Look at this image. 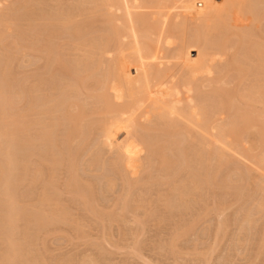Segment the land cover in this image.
I'll return each mask as SVG.
<instances>
[{
    "label": "bare ground",
    "instance_id": "1",
    "mask_svg": "<svg viewBox=\"0 0 264 264\" xmlns=\"http://www.w3.org/2000/svg\"><path fill=\"white\" fill-rule=\"evenodd\" d=\"M4 1H6V3L8 4L7 0H0V156L1 155H2L1 157L4 156V158L0 157V160L2 159L1 161H3V159L6 158L7 160L8 159L10 160L11 158L10 156H13L11 149H9V146L11 144H12L11 147L13 149L14 146L13 143L15 142L17 143L18 141V143L20 144L19 141H21V139H26L27 141L30 140L28 139L26 134L29 131V128L33 126V123H31L30 120L28 119L29 116L31 115L32 116L35 115L38 118L40 117V119L35 121L36 123L34 125V127L37 128L38 130L37 132L39 133L37 135L38 138L36 139L39 142L42 143L44 142V144H50L51 146L56 141L55 140L56 137L53 134H55L54 132H56L55 130L57 126L59 127L64 124H66L67 127L66 135H65L66 145L69 144L70 146H72L73 143H75L77 140L78 142H80L79 140H81V142L84 143L85 142L84 136L85 135L88 136L87 133H90L92 128L96 126V121L98 119L95 121L96 119V118L94 119L95 116L100 117L99 124L98 122L97 124L100 125L101 127L103 126L102 128H105L106 130L108 127V132H110L109 128H112V126L109 127L110 126L109 123L111 122L114 123V125L118 124L117 127L121 129L128 128L131 129V131L135 130L137 131V133L139 132L142 134V135L139 134L140 136H142L141 138L140 136H138V138L141 139V143H142V148L140 149H143L146 152L147 150L149 151L150 153L149 158H151L150 160H152V157L156 156L158 158L157 160H159L158 162L160 167L166 169H169V167L171 168V166H173L172 165L173 161L171 160L173 159L175 160V158L173 157L169 158L168 154H166V152L168 151L167 149L173 148V149H177L178 152H180L181 148H183L182 144H185L186 146V144L191 143L193 145L195 142L196 146L200 148L201 152H204L206 154V151H208L206 155H208L207 159L209 160V163L211 162L213 163V161L210 162V159L215 160L214 162H217L216 166H221L222 164L224 165V162H227L226 159L228 161L231 160V158L228 159V157L230 156L227 155L228 154L227 151H236L237 149H239L240 146L245 147V145L243 144H247L246 145L247 148L245 147V150L244 149L242 150L239 149V150L240 151L244 150L243 151L244 153L242 152L240 153L246 155L249 154V152L252 151L253 149L255 150L261 149L264 146V121L261 122L258 120V117L260 118L261 116V115L259 116L258 112L261 111L256 110L254 106V104L260 106L259 105L260 103H263L262 105H264V30L262 28L264 24V0H222L221 3H219L216 0H91V1L84 0L78 3L76 2L77 4L75 3L76 1L75 0L74 1L75 5L73 4L72 7L71 5L69 6L68 4L66 5L68 0L67 2L65 0H51V2L54 3L52 5H55L53 9L54 12L52 11L51 12L52 14L48 16H46V14L45 15L38 14L39 15V17H37L38 20L37 18H34L33 20V21H35V19L37 20L39 28L44 27L42 28V31L40 29V32H42V34L41 33H39V35L37 34L38 35L37 37L39 39H40L39 36H41V38L43 37L42 38L43 41L41 42V39L39 40L37 38L36 40L32 39L34 40V42L30 40L29 43L31 44L32 42L33 46H35L36 48L38 47L39 48V49L37 48L38 52L47 51L46 54L49 55L48 57L49 62L48 61L47 62L50 63L48 64L49 68L48 67L47 68L49 69L50 75L53 76L52 79H54L55 74L56 75L60 74V76L63 77L69 76L71 80H68L67 84H65L63 87L61 86L62 88H60L61 90L60 93L59 92L56 93L57 95L59 94L58 96L52 97L50 99H48L49 97H45L46 95L43 96V92L44 91L46 92V90L44 91L42 90L44 86L42 88L40 87L41 82L37 83L35 85V88H33V90H31L32 87H27L29 88L28 89L29 91L31 90V93L33 92L32 97L35 96L36 99L30 97L29 100H31V98L34 99L33 105H31L30 107V105L28 104L29 107L27 109L25 108L24 111H19L17 113H16L17 111L16 108H15L16 110L13 111L14 113L12 112V110L14 109V101H16L14 100V98L16 99V97H18L17 99L19 98L22 99V97L20 96H23L21 92L22 91L24 92V89L22 88L23 90H21L19 89V87H17V89L15 88V86H20L21 83L19 84V81L17 82L16 80L15 82L13 81L14 80L13 79L14 76H12L13 70L11 72L10 64L12 63V60L14 61V59H12V57L14 58V54L16 53L18 54V52L21 51L20 43L23 42V41L20 42V36H19V34L20 35L22 34L20 32L18 33V31H20L19 21H21V19L19 20V10H20L19 2L21 4L22 0L13 3L12 4L13 6L10 5L7 7L6 5V9L4 7L5 10L1 9V5ZM30 2L32 4V0H30L28 3L30 4ZM198 4H202L203 7L198 6ZM21 5L28 7V5L25 4H21ZM3 6L4 5H2V7ZM68 7H71V9ZM35 10H38V8H36ZM31 15L33 14L31 13ZM240 18H242L244 21H248L249 23L248 26L250 28L252 27L258 33H260L259 34L260 35L259 37L261 38L260 40L248 35L247 38L246 35L243 36L242 33L240 35L239 33L236 32L238 31L239 28H241L238 25L239 21H241L239 20ZM182 25L185 26L193 25L194 27H199V28H197V33L194 32L196 33L194 36H191L188 39L183 38L181 40L182 48L177 49L172 56H168L163 48L168 47V45L171 46V44L169 43L171 42L170 39H172L171 38L172 34L174 33L175 30L177 31L178 27H181ZM31 26L29 27L32 28ZM204 27L205 28L209 27L211 29L212 32L211 31L207 32L210 33L212 37L214 36L211 41H209V38L211 36L207 37L208 39H206V37L203 36L201 31L203 29L201 28ZM36 28L37 27H35V31ZM203 32L205 31L203 30ZM12 33L14 35L12 36L14 37V39L10 37L11 39H13V41L11 42L9 36L12 35ZM8 41H10V44L8 43ZM53 44L55 45V47ZM26 45H28V42ZM241 45H244L242 46V48L243 47L245 48L239 50L238 48H241L240 47ZM29 46L33 52L34 47L32 45ZM29 46H27L28 49ZM23 48L26 47L24 46ZM11 49H13L14 52L11 51ZM239 51H242L243 53L241 54L242 57L237 56V54L240 55V53H238ZM191 52L198 53V56L193 57L191 55ZM17 54H16V60H17ZM217 56L219 57V59H217ZM221 59L222 61H224L225 64L221 61ZM217 61H219L220 63L222 62L224 65L218 66L219 64ZM171 63H175V64L171 65ZM233 74L234 76L232 78L234 80L236 79L235 81L238 80L239 84L241 85L245 79L251 77L248 76L249 74L252 75L251 78H253V82L251 86L248 85L249 88L245 89L243 93L241 90L237 92L235 90L230 91L229 86H232L229 85L232 80V78H230L231 77L230 75ZM248 82H250V79ZM14 83H18L19 85L18 84L14 85ZM34 84L32 83L33 86ZM239 84L237 83V85ZM226 86L229 89H227ZM242 86H244V84ZM55 87L53 88V90H51L52 92L55 91L56 88H58ZM26 92L27 89L25 88V94L28 95V93ZM207 93H211V94L213 93L214 95L210 99ZM84 99L87 100L90 99L89 101L91 100L94 101V107L91 106V108H88L85 102L86 100L84 101ZM246 99L248 102H245ZM19 101L17 102L20 104ZM17 102H15V104ZM256 102H258L259 104ZM18 106L19 105H17V107ZM55 114H59V116H55ZM42 115L48 116V122H46L45 120L44 121L41 120ZM124 116H127L128 118L125 120L123 118ZM96 131L97 130H95V132ZM115 133H117V131ZM190 139L191 141H189ZM118 140L119 139H117V141ZM2 142L5 144H3ZM78 142L76 144H78ZM112 144H114V142ZM18 148L16 149L17 151ZM120 148L122 147L120 146ZM257 151L254 152L256 153ZM168 152H170V150ZM181 152H182L181 154H183L186 151L183 150ZM49 154L51 153H48V155ZM256 155L254 156L253 159L256 161L257 164L255 163L254 164L257 166L261 165L264 169V160L262 158H258ZM53 156H51V159ZM181 157L182 155L179 156L180 159ZM198 157L196 158L197 160ZM202 157L203 159L206 158V156L204 158L203 155ZM262 157H264V155ZM184 160L186 159L184 158ZM53 161L54 162H52L51 160L49 162L48 160L50 164L52 163L51 167L52 166L57 167V164L54 166L56 160ZM116 161L117 162L115 164L117 165L123 163L121 157L118 158V160ZM11 162L9 161L8 164H10ZM18 162L19 161H17V163ZM57 163L59 164V162ZM231 163L227 165H231ZM0 165H2L3 166L2 168H4V165L1 164V162ZM14 165L15 164L12 163V166L15 169ZM18 165H21V162ZM9 167H7L8 172L10 171ZM16 167H18L17 164ZM214 167L212 168L214 169ZM212 168H210V171ZM51 170L54 178L55 175L53 174L54 169ZM15 171H17V169ZM5 172H7V170ZM17 172L16 174H18ZM2 173L6 174L4 172ZM14 173H12V175ZM3 174L1 175V177H3ZM16 174H14L15 177L13 178H16ZM131 175L133 174L131 173ZM208 175L206 178H208ZM53 178H51V180ZM193 178H191V181L193 180ZM2 179L4 180V182H2L3 184L0 182V184L3 186L2 187L3 190L0 193L1 195L0 205L4 206L7 211L3 209L5 211L4 213L0 210L2 214L5 215V216H1L2 214L0 212V217H1L0 219L2 223L1 225L2 226L5 225L3 226L5 228L7 226L6 225L7 223L13 228L14 223L18 224L17 222L23 219L22 218L24 217L22 215L23 213L26 216L25 212L27 213L29 207H27L28 208L27 210L24 206L23 208H21L20 206L17 207L16 205L17 201H15L16 197L14 198V195L12 193L15 191H11L12 190L11 188H13L11 186H13V183L15 182L14 179H13L14 182L11 181L12 179L11 180L8 179V177L6 178L4 177ZM21 179L19 181H21ZM22 180H24V178ZM205 180H207L208 183L209 179H205ZM69 181H70L69 183L70 186L74 184V183L71 184L72 182H76L74 186L75 188L78 189L76 185H78L77 183L79 181H77V177L75 176V170L70 174ZM19 184L18 186L20 187L21 184L20 185ZM184 184L187 185L188 183H184ZM190 184H191L190 185L191 188L190 190L188 189L189 193L191 192L192 189V182ZM196 185L198 188V186H200L201 184L194 182L193 184L194 189L196 188ZM18 186L16 185V187H14L13 190L18 189L17 188ZM87 186L88 187H84V188H86L85 191L88 188L87 191L89 192L91 185L89 186L87 184ZM190 186H188V188ZM44 188L46 189V186ZM182 188L179 191V194H181V196L183 195L181 191H183V193L187 192V187L186 188L184 187L186 191L183 190L184 188L183 189ZM199 189L200 187L198 188V190ZM44 192L45 194H43V196L45 195L46 198L45 197L40 198L43 199L42 205L39 203L38 209L36 207L37 205L35 206L37 212L34 214H37L35 215L37 218H35V216L34 218L37 220L41 219L38 216L39 214L43 219L44 217H46L45 212L47 211H45L44 207L47 205L44 206L43 204H48L49 201H51V199L49 198L50 196H48V194L46 195V192L48 193V191L45 190ZM82 192H84V190H82ZM189 193L187 192L186 194ZM194 193L196 192L193 191V193H190V195ZM53 194H58V193H53ZM84 194L81 193L80 196L82 195L81 197L82 198L84 197L87 201V198L89 197L88 195L85 196ZM91 194H93V192ZM49 195H52V193ZM185 197H187V195ZM181 200H183V197ZM96 206H98V204ZM19 208L21 209L19 210ZM22 209H25L26 211H23ZM251 209L253 210V208ZM31 212L32 211L30 210V213ZM34 214L33 213L31 214L32 217ZM31 215L29 214L30 218L27 217V219L32 220L33 218L31 219ZM48 216L49 215H47L46 218H48ZM17 219L19 220L17 221ZM35 219L33 220L35 221ZM43 219H41V222L43 221ZM56 219L57 218H55V220ZM47 220L45 219L44 221L46 222ZM36 221L35 224H38ZM41 222L39 223V225L44 224V222L42 223ZM15 229L16 228H14V230ZM1 235H5V234H1ZM3 241H5V239H3ZM15 241L18 240L15 239ZM9 242L12 241L10 240ZM13 244L10 243V247L12 248L10 251L12 255L8 253L10 254L8 255L9 257L11 256L14 257L17 253V251L14 252V250H16L18 246L16 245L17 247L13 249L14 248ZM5 246L7 245L5 244ZM21 246L19 248H21ZM10 247L8 246V248ZM0 256H2V254ZM20 256L21 255H19V257ZM11 258H9L10 261H12ZM3 259L1 261H3Z\"/></svg>",
    "mask_w": 264,
    "mask_h": 264
},
{
    "label": "rangeland",
    "instance_id": "2",
    "mask_svg": "<svg viewBox=\"0 0 264 264\" xmlns=\"http://www.w3.org/2000/svg\"><path fill=\"white\" fill-rule=\"evenodd\" d=\"M7 1H8V4L6 3V1L2 3V5L4 6L2 7L1 5V9H4V7L6 9V5L8 7L12 5L13 3L18 2L19 0H7ZM26 1L22 0L21 4L28 5V7L21 5L19 2V9H20L19 10V20L21 19V21H19L20 31H18V33L20 32L22 34V35L19 34L20 42L23 41L20 43V45L22 46V47L20 46L21 51H19L18 54L15 51V53L17 54V60H16V54H14V58L12 57L14 61L12 60V63L10 64L11 72L13 70L12 72V76H14L13 81L15 82L16 80L17 82L19 81V84L21 83L20 86H15V88L17 89V87H19V89L21 90L24 89V92L23 91L21 92L20 90V92L23 95L20 97L24 99L23 100L21 98L17 99L18 97H16V99L14 98V100L16 101L13 100L14 109L12 110V112L17 109L16 113L19 111H24L25 108L27 109L29 107V105L30 107L31 105H33L34 99L32 98H35V96L32 97L33 92L31 93V90L35 88V85L37 83L41 82L40 87L42 88L44 86L42 90L43 91L46 90V92L45 91L43 92V96L46 95L45 97H49L48 99H50L52 97L58 96L59 94L57 95L56 93L58 92L60 93L61 91L60 88H62L65 84H67L68 80H71L69 76L63 77V76H60V74L59 75L55 74L56 77L54 75V79H52L53 76L50 75V72L48 69L49 68L48 64L50 63H48L49 55L46 54L47 51L38 52L37 50L38 47L36 48L35 46H33L32 42L31 44L29 43L30 40L34 42V40L32 39L36 40L38 38L37 36L39 35V33L42 34V32H40V29L42 31V28H44V27L39 28V25L37 23V20H38L37 17H39V15L41 14L42 15L46 14V16L52 14L51 12L52 11L54 12L53 9L55 6L52 4L54 3H52L51 0H47V1L32 0V4H33L32 5L31 2L30 4L28 3L30 0H26ZM65 1L67 2V0ZM74 1L75 0H68L66 5L68 4V6L71 5L72 7V5L74 4ZM80 1H84V0H76L75 3L76 2L78 3ZM85 1H91V0H85ZM216 1L221 3L222 0H216ZM198 6L203 7L202 4H198ZM71 7H68V8L71 9ZM36 8H38V10H35ZM31 13L33 15H31ZM24 18H25V21H24ZM34 18H37V20L35 19V21H33ZM239 20L241 21H239L238 25L241 28H239L238 31H236L237 33H239L240 35L242 33V35L243 36L246 35L247 38L248 36H252L258 40L261 39L259 37L260 33H258L252 27L250 28L248 26L249 25L248 21H244L242 18H240ZM29 24H31L32 26ZM29 26H31L32 28L34 27V28L32 29ZM35 27H37L36 31H35ZM197 28L199 27H194L193 25H188V26L182 25L181 27H178L177 31L175 30L174 33L172 34V37H171L172 39H170L171 42L169 44H171V46L168 45V47L163 48L166 54L168 56H172L176 52L177 49L182 48L181 40L183 38L188 39L191 36H194L197 33ZM262 28L264 30V24ZM201 29L205 31L203 32V30H201L203 36H205L206 39H208L207 37L211 36L209 38V41H211L214 36L212 37L210 33H207V32H210L211 29L209 27H206V28L204 27ZM13 33L12 35L9 36V38L11 37L14 39V37H12L14 36ZM39 37L42 42L43 37L42 38L41 36ZM13 39H11L10 41L12 42ZM178 39L180 42L178 41ZM10 41H8L9 44H10ZM27 42H28V45H26ZM29 45H32L34 47L33 52H32V49H30ZM24 46L27 48V51H26V48H23ZM27 46H29V49ZM242 46L244 45H241L240 46L241 48H238V49L240 50V49L245 48V47L242 48ZM34 49H35V52H34ZM11 51H13V49H11ZM238 53H240V55L236 53L237 56H241V54H243L242 51H239ZM191 55L193 57H197L198 53L191 52ZM217 59H219L218 56H217ZM217 62L219 65L218 64L216 65L218 66L220 65L223 66L225 64L224 61H222L224 64L222 62L220 63L219 61ZM172 64L174 65L175 63H171V65ZM39 73L41 74V76ZM230 76H231L230 78H232L234 74ZM248 76L252 77V75L250 74ZM251 77H248L250 79V82H248L249 81L248 78H247L248 80L247 79L244 80V82L242 83V85L244 84V86L239 84L238 80L237 82L235 81L236 79L234 80L232 78V80L230 79L231 82L229 84L232 86H229L230 89L227 86L226 87L230 91L235 90L237 92L241 90L243 93L245 89H248L249 86H251L253 82V78ZM58 82H61V83H58ZM32 83L33 84L35 83L34 86L32 85ZM237 83L240 86L237 85ZM16 84L18 83H14V85ZM235 84H236V87H235ZM53 86L58 87V88L55 87L56 88L55 91L57 90L56 92L51 91L54 88ZM27 87H32V89L29 91L28 90L29 88ZM231 87H232V90H231ZM25 88L27 89L26 93H28V95L25 94ZM207 94H208V97H210V99L214 95L213 93L212 94L207 93ZM30 97H32L31 98L32 101L29 100ZM89 100L84 99L88 108H91V106L94 107V101L92 100L89 101ZM17 101H19L21 105ZM15 102H17L16 104L19 105L18 107L15 104ZM245 102H248L247 99ZM262 104L263 103H260L259 104L260 106H258L257 104H254L256 110L261 111V112H258L259 116L261 115L260 116L261 119L257 116L258 120L261 122L264 121L263 119L264 118V113H263L264 105ZM21 108L22 109L24 108V109L22 110ZM55 116H59V114H55ZM123 118L126 120L128 117L124 116ZM28 119L30 120L31 123H33V126L29 128V131L26 134L28 139L30 140L27 141L26 139H21V141H19L20 144L18 143V141L17 143L15 142L16 145L15 143H13L14 145L13 149L11 147L12 144L9 146V149H11V152L13 154V156H10L11 157L10 160L8 159L10 162L12 161L10 164H8L9 161L7 160V158L3 159V161H1L2 159L0 160L1 164L4 165V168L7 165H8L7 167H9L10 165L9 172H8L7 167L5 168V171L7 170V172H5L4 168H2L3 166L0 165V180L4 177L5 178L8 177V179L10 180L12 179L11 181H13V179L15 182L18 181L16 183L14 181H13L14 183L12 182L13 186L11 187L13 188L16 187V185L18 186L20 182L21 185L19 184L20 187L18 186L17 187L18 189L15 188L16 190H13V188H11L12 189L11 191H15V192H12L14 195V198L16 197L15 198L16 200L15 199L14 200L17 201V204H16L17 207L20 206L21 208H23L24 206L26 210L28 209L27 207H29L28 209L29 212L28 211L27 213L25 212L26 216L21 211L23 213L22 215L24 216L22 218L24 220L26 218V220L24 221L23 219H21L22 220L21 221L19 220L20 218L17 219V221L19 220L20 222L16 221L18 224L14 223L15 226L13 225V228L7 223H6L7 226L4 228L3 226L5 225L3 226L1 225L2 223L0 219V227H1L0 233L5 234V235L0 234V239H1L0 240V255L2 254V256H0L1 257L0 264H7V262L10 261L9 258L12 257V256L11 257L8 256L10 254L12 255L10 251L12 249L10 247V243L11 244L14 243L13 249H15V247L18 246L17 249L14 250V252L17 251L15 255L17 258L15 256L12 257L11 258L12 261L8 262V264H11V263L12 264H23V263L24 264H27V263L28 264H80V263L81 264H97V263L98 264H264V205H263L264 204V179H263L264 169L261 165L260 166L255 165L257 163L253 159L254 156L258 154L256 156L264 160V157H262L264 155V148H263L264 146L261 149H256V150L253 149L252 151H250L252 154L249 152V154H247L249 157L248 158L246 154H242L244 153L243 151L245 150V147L247 148L246 146L247 144H243L245 145V147H242V146L239 147L240 150L244 149L243 151H240L239 149H237L236 151H227L228 153L227 155L230 156L228 157V159L231 158V160L229 161H231L232 163L229 162L227 159L226 161L231 163V165H227L229 163L224 162V165L222 164L221 166H216L217 162H214L215 160L210 159V162L213 161V163L212 162L209 163V160L207 159L208 155H206L208 151H206V154L204 152H201L200 148L196 146L195 142H194L195 145L194 144L192 145L190 143L192 146L190 144H186V146L185 144H182L183 148H181V151L183 150L186 151L183 154H181L182 152L180 150H179L180 152H178L177 149H173L172 147H170L172 149H167L168 151L170 150V152L166 150L167 151L166 154H168L169 158L170 157L175 158V160L174 159L171 160L173 161L172 162L173 166H171V168L169 167V169H166V168L160 167L159 162H158L159 160H157L158 158L156 156L152 157V160H150L151 158H149L150 157L149 151L147 150L148 152L147 153L145 150L140 149L142 148V143H141V139H139L138 136L142 135L141 133L139 132L137 133V131L135 130L131 131V129H128V128L127 129L122 128L123 129L122 130L121 128L117 127L118 124L114 125V123L112 122L109 123L110 125L109 127L112 126V128H109L110 132H108V127L106 130L105 128H102L103 126L101 127L100 125H98L100 121V117H97V116L94 117L95 121L98 119L96 121V126H94L92 130L90 131L91 134L87 133L88 136L87 135H85L86 137L84 136L85 142L83 143L81 142V140H79L80 142H78L77 140L75 143H73L72 146H70L69 144L66 145L65 143V139H66L65 135H66V129H67L66 124H64L65 126L64 125H61L59 127L57 126L55 130L56 132H54L55 134L53 135L56 137L55 140L56 141L58 140V141L57 142L55 141L54 144H52L51 146L50 144H44V142L43 143L39 142L36 139L38 138L37 135L39 133L37 132L38 130L37 128L34 127V125L36 123L35 121L40 119V117L38 118L35 115L33 116L31 115L29 116ZM41 120L43 121L45 120L46 122H48V116L42 115ZM95 130L97 131L95 132ZM116 131L117 133H115ZM32 137H34L35 139ZM141 137L142 136H140V138ZM117 139L119 140L117 141ZM189 141H191V139ZM77 142L78 144H76ZM101 142L104 144H102ZM113 142L114 144H112ZM31 143L33 146L31 145ZM120 146L122 148H120ZM16 147L17 148L19 147L18 151L16 150L17 149ZM25 150H28V151H25ZM254 151H257V152L255 153ZM48 153H51V154L48 155ZM145 153H147L148 155ZM186 153L187 154L189 153V154L187 155ZM180 154L182 155V157L184 156L183 158L181 157L182 160L179 158V156H181ZM202 155L204 156V158L206 156V158L203 159ZM51 156H53L54 159L53 157L51 159ZM196 156L197 157L200 156L201 158L198 157V160H197ZM231 156L233 157L234 160L232 159ZM120 157L123 160V163H121L120 165L123 166L124 170L122 169V166L115 164L117 162L116 160H118V158ZM1 158H4V156ZM184 158L186 160H184ZM135 159L138 162H136ZM140 159H141V162H140ZM48 160L49 162L51 160L52 162H54L53 160H56L54 166L57 164V167H53V166L51 167L52 163L50 164ZM17 161L19 162L17 163ZM20 162H21V165H18ZM57 162H59V164ZM12 163L15 164L14 165L15 169L13 168ZM16 164L18 167H16ZM209 164L210 166H212L213 164L212 167L215 166L214 169L210 167ZM125 168H128V169H125ZM210 168H212L211 171H210ZM16 169L18 172L15 171ZM51 169H54L53 170V174H55L54 178H53ZM74 170H75V176L77 177V181H79L77 184L80 185V186L76 185L78 189L75 188L74 186L76 182H72L71 184L73 183L74 184L71 186L69 184L70 174ZM125 171L126 172L128 171V172L126 173ZM2 172L6 174H3ZM16 172L18 174H16ZM12 173L16 174V178H13L15 177V175L14 174L12 175ZM131 173L133 175H131ZM2 174H3V177H1ZM207 175H208V178H206ZM21 177L22 179L24 178V180H22ZM190 177L191 178L194 177L192 181ZM212 177H213V180H212ZM51 178H53L52 179L53 181L51 180ZM20 179L22 182L19 181ZM49 179L51 181V184H50ZM205 179H209L208 183H207V180ZM193 181L195 183L201 184L200 186H198V188L200 187L199 190L196 185L197 189L196 188L195 189L198 191L194 189ZM0 182L2 183L4 182V180L2 179ZM191 182H192V189L190 193H193V191L196 193L190 195L189 190L191 188L190 186ZM231 182L234 184H232ZM184 183H188V184L185 185ZM87 184L89 186L91 185L89 192L87 191L88 188L86 191H85L86 188H84V187H88ZM45 186H46V189L44 188ZM182 186L183 188L187 187V192L189 194H186L187 192L183 193V191H181L182 194L185 196L187 195V197L183 195L181 196V194H179V191L181 190ZM188 186L190 187L188 188ZM2 187L3 186L0 184V193L3 190ZM80 187L82 190H84L85 194L84 192H82ZM185 188L183 190L186 191ZM91 189H92L93 194H91L92 193ZM45 190L48 191V193L46 192V195L48 194V196H50L49 198L51 199V201H49L48 204H43V205L44 206L47 205L44 207L45 211H47L45 212V214H46V217L47 215H49L48 218H50L51 220L46 217H44L43 219L39 214L38 215L39 218L43 219L42 222H44V224L39 225V223L41 222V219H38V220L35 219L37 218L35 216L37 214H34V213L37 212L39 203L41 205L43 203L42 202L43 199H40V198L41 197L46 198L45 195L43 196V194H45L44 192ZM51 193L52 195H49ZM53 193H58V194H53ZM74 193L75 194L77 193V194L75 195ZM79 193L80 194L83 193L85 196L88 195L89 198L86 197L87 201L84 197L82 198L81 197L82 195L80 196ZM174 196H175V199H174ZM182 197H183V200H181ZM97 204L98 206H96ZM35 206L37 207V209L35 208ZM21 208H19V210ZM251 208H253L254 211ZM3 209L6 210L4 206L0 205V210L5 213ZM22 210L26 211L25 209H22ZM30 210L32 211L31 213H30ZM28 213L30 215L32 213L34 214L33 217L31 215V219L33 218L35 219V221L37 220L36 222L38 224H35V221L33 219L32 220L27 219V217L30 218ZM1 216H5V215L2 214ZM55 218L57 219L55 220ZM45 219L46 220L48 219V220L45 222L44 221ZM17 225H18V228H17ZM14 228H16L17 230L16 229L14 230ZM10 229H11V232H10ZM6 238L14 242L13 243L9 242L10 240ZM3 239H5V241H3ZM15 239L19 241V244H18V241H15ZM5 244L7 246H5ZM19 245L20 246L22 245L21 248H19L20 247ZM8 246L10 248H8ZM19 255L21 256L19 257ZM2 259L3 261H1Z\"/></svg>",
    "mask_w": 264,
    "mask_h": 264
}]
</instances>
